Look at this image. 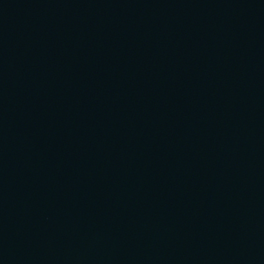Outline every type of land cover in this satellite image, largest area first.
I'll use <instances>...</instances> for the list:
<instances>
[{
	"label": "water",
	"instance_id": "95a60500",
	"mask_svg": "<svg viewBox=\"0 0 264 264\" xmlns=\"http://www.w3.org/2000/svg\"><path fill=\"white\" fill-rule=\"evenodd\" d=\"M0 264H264V0H0Z\"/></svg>",
	"mask_w": 264,
	"mask_h": 264
}]
</instances>
